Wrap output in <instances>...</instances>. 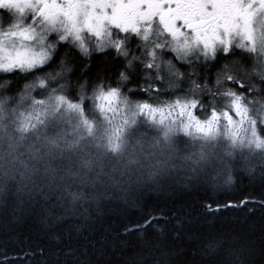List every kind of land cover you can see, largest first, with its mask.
Segmentation results:
<instances>
[{"label": "clouds", "instance_id": "1", "mask_svg": "<svg viewBox=\"0 0 264 264\" xmlns=\"http://www.w3.org/2000/svg\"><path fill=\"white\" fill-rule=\"evenodd\" d=\"M149 228L264 264V0H0V264Z\"/></svg>", "mask_w": 264, "mask_h": 264}, {"label": "trees", "instance_id": "2", "mask_svg": "<svg viewBox=\"0 0 264 264\" xmlns=\"http://www.w3.org/2000/svg\"><path fill=\"white\" fill-rule=\"evenodd\" d=\"M194 230L205 235L208 231L200 228ZM146 240L147 247L155 250V255L160 257L161 264H206L198 254L196 256L191 254L196 246L187 243L183 236L180 240H172L169 233L165 240L149 228L146 230ZM142 244L143 242L134 239L125 241L123 238H115L114 235L102 236L98 233L90 240L71 239L54 247L50 255L58 256V259L50 260V264H125L129 259H132L134 264H141L138 253ZM174 253H182V255L174 256Z\"/></svg>", "mask_w": 264, "mask_h": 264}]
</instances>
